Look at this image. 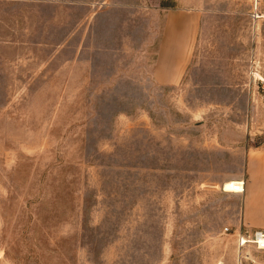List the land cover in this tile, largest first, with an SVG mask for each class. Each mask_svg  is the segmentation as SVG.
Wrapping results in <instances>:
<instances>
[{
    "label": "rangeland",
    "instance_id": "obj_1",
    "mask_svg": "<svg viewBox=\"0 0 264 264\" xmlns=\"http://www.w3.org/2000/svg\"><path fill=\"white\" fill-rule=\"evenodd\" d=\"M263 147L264 0H0V264H264L223 191Z\"/></svg>",
    "mask_w": 264,
    "mask_h": 264
},
{
    "label": "crops",
    "instance_id": "obj_2",
    "mask_svg": "<svg viewBox=\"0 0 264 264\" xmlns=\"http://www.w3.org/2000/svg\"><path fill=\"white\" fill-rule=\"evenodd\" d=\"M196 9L170 10L165 13L162 36L152 78L158 87L177 84L189 60L187 47L198 24ZM245 188L241 196V221L251 230L264 232V147L247 160Z\"/></svg>",
    "mask_w": 264,
    "mask_h": 264
},
{
    "label": "built area",
    "instance_id": "obj_3",
    "mask_svg": "<svg viewBox=\"0 0 264 264\" xmlns=\"http://www.w3.org/2000/svg\"><path fill=\"white\" fill-rule=\"evenodd\" d=\"M243 183V182H242ZM241 188H244V183L241 185ZM228 229H225L227 231ZM237 244L239 247H243L245 244H251L255 247L256 250H264V233L263 232H254L249 234L248 232H239L236 235Z\"/></svg>",
    "mask_w": 264,
    "mask_h": 264
},
{
    "label": "bare ground",
    "instance_id": "obj_4",
    "mask_svg": "<svg viewBox=\"0 0 264 264\" xmlns=\"http://www.w3.org/2000/svg\"><path fill=\"white\" fill-rule=\"evenodd\" d=\"M243 183L241 182H237V181H233V182H226L223 185V191L224 193L227 194H242V192H244V188H241Z\"/></svg>",
    "mask_w": 264,
    "mask_h": 264
}]
</instances>
